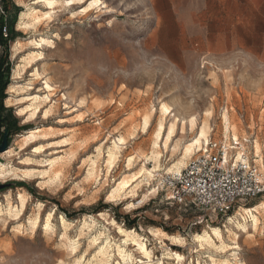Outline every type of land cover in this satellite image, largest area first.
<instances>
[{
	"label": "rangeland",
	"instance_id": "1",
	"mask_svg": "<svg viewBox=\"0 0 264 264\" xmlns=\"http://www.w3.org/2000/svg\"><path fill=\"white\" fill-rule=\"evenodd\" d=\"M52 1L13 0L21 10L4 104L24 128L0 153V264H119L118 246L129 264H264V217L256 228L234 223L240 206L260 202L220 217L176 204L167 184L174 164L194 154L182 157L183 147L203 124L208 139L236 134L264 169V0ZM162 105L170 111L163 138L174 117L185 124L166 148L160 141L156 163L148 156ZM141 167L151 176L107 198ZM19 193L26 202L16 217ZM125 214L139 219L131 232ZM206 234L212 241L201 240Z\"/></svg>",
	"mask_w": 264,
	"mask_h": 264
},
{
	"label": "built area",
	"instance_id": "2",
	"mask_svg": "<svg viewBox=\"0 0 264 264\" xmlns=\"http://www.w3.org/2000/svg\"><path fill=\"white\" fill-rule=\"evenodd\" d=\"M256 162L245 141L209 138L180 172L168 176L170 199L220 217L240 203L264 201V169Z\"/></svg>",
	"mask_w": 264,
	"mask_h": 264
},
{
	"label": "bare ground",
	"instance_id": "3",
	"mask_svg": "<svg viewBox=\"0 0 264 264\" xmlns=\"http://www.w3.org/2000/svg\"><path fill=\"white\" fill-rule=\"evenodd\" d=\"M81 1V0H80ZM83 1V0H82ZM40 2H46V4L50 7H53V5L55 4V1H52V0H40ZM65 2V1H64ZM69 2V1H68ZM75 2V1H74ZM67 4V3H65ZM68 5L72 6L73 5V1L71 3H68ZM93 8V7H92ZM90 9V8H89ZM91 10V9H90ZM88 11V9H87ZM83 12V11H82ZM83 14V13H82ZM81 14V15H82ZM47 16L50 17V12L47 11ZM35 20V19H34ZM33 57V56H32ZM47 85V88H50V85L46 84ZM44 97V96H43ZM48 97V95H47ZM28 98V97H27ZM31 100L33 99V101H36L37 100V96H33L32 98H30ZM48 99V98H47ZM46 100V99H45ZM32 102V101H31ZM34 103V102H33ZM36 110V108H35ZM35 111H33V114H34ZM161 112H162V118L161 120H158L157 124H156V127H155V130L153 132V141H152V151L150 152V155L148 156V158H152L156 163H158V159H159V156L161 155V151L159 150L160 149V141L163 139V146L164 148H166L167 144L170 142L171 138L174 136L175 134V131H176V127H177V123H181V128L183 129V126L185 124V121L183 119H180L179 117H174V119L169 122L167 128H166V133H165V138H163V131H164V123H163V120L164 118L170 113L169 109L167 106L165 105H162L161 106ZM30 114V113H29ZM32 114V115H33ZM35 115V114H34ZM32 117V116H31ZM229 117V116H228ZM144 118V117H143ZM224 119L227 121V115L224 114ZM195 120L196 118L195 117H192L190 118V120L188 121L190 124L189 126L191 128H193L195 126ZM225 122V121H224ZM229 122V121H228ZM227 122V123H228ZM226 124V123H225ZM229 124V123H228ZM149 125V121H148V118L147 116L144 118L143 120V125H142V128L143 130H146V128L148 127ZM38 130H33L31 131L28 135H24L23 139H24V142L25 143H28L29 141L35 139L37 136L35 135V132L37 133ZM208 128L203 124L199 131L197 132V134L191 138V140L186 143L183 147V156L182 157H188L190 156L191 154L195 153L196 151L200 150L201 147L203 146L204 142H206L208 140ZM226 132V131H225ZM203 133V135H201ZM234 136H236V134H233ZM118 141H120V144L123 142V140L121 139H118ZM151 146V145H150ZM256 147V151L258 152L259 150V147L258 145L255 146ZM40 148V146H39ZM117 148L118 147V143L116 141H114L113 143V147L112 149H110L109 151V154H108V163L109 164H112L113 161L116 159V156H117ZM55 158V157H54ZM147 158V157H146ZM63 161V160H62ZM131 160L129 159L128 162H130ZM261 161V160H260ZM128 165V163H127ZM130 165V164H129ZM159 165V164H158ZM184 161L183 159L178 161L177 163L174 164V173H178L182 170V168L184 167ZM57 167V159H51L50 161V171H52V174H53V179H57L59 178V175H60V171L59 169L57 170L56 169ZM10 170V169H9ZM13 170V169H12ZM156 170V169H155ZM153 172V169L152 170H149L145 167H141L140 171L137 173L138 175L136 176V174H133L131 175V177L129 178H122L117 184L116 186H114L111 191L109 192V194L107 195L108 199L111 200V199H115V197L119 196V194L123 191H125V189L129 188L130 185H131V182H134L136 181L137 178H139L140 176H143L146 177V176H151ZM27 175H31V171L29 170L27 173ZM98 176V175H97ZM147 184V183H146ZM126 185V186H125ZM134 189V188H133ZM134 190H129L128 191V194L129 193H133ZM25 194V193H23ZM22 193H19L18 194V200H19V207H15V216L18 214V213H21L23 207L25 206V202H26V197L25 195H23ZM39 206V205H38ZM40 208V207H39ZM239 210H242V212H238L236 213V215H238L241 219V221H236L234 222L235 223V226L237 227H245L246 226V221H249L251 222L253 228H256L259 224V221H260V217L263 216L264 217V201H261L259 204H256L255 206L253 207H242L240 206L239 207ZM261 210L263 212H261ZM17 217V216H16ZM249 218V220H248ZM231 219V218H230ZM232 220V219H231ZM230 220V221H231ZM120 229V228H119ZM245 229V228H244ZM132 229H129V232H131ZM160 230V229H159ZM158 230V231H159ZM119 231H121L122 233H126L127 230H123V229H120ZM212 231H213V234H215L218 238H221V233H220V229L215 227V228H212ZM230 232V230H228ZM162 234H165L164 231H161ZM127 234V233H126ZM132 234V233H131ZM129 237V235H127ZM134 236V235H133ZM161 236V235H160ZM201 237V240L203 239L204 241L206 242H210L212 241L211 240V237L206 234L205 236H200ZM132 239V238H131ZM135 242V240H134ZM137 242V241H136ZM222 242V241H221ZM137 244L139 245V247L141 248V251H143L144 255H146L147 257H149V253L147 252L146 248H145V245L141 244L140 242H137ZM117 251H118V254L121 256L122 258V263H119V264H129L128 261H126L128 258L131 257V254L129 253H126L125 252V249H120L119 246L117 247ZM140 251V250H139ZM102 254H106L107 253V248H103L101 249L100 251ZM174 255L175 257L178 259V260H181L182 259V254L178 253L177 251L174 252ZM179 257V258H178ZM130 260V259H128ZM143 263V262H141Z\"/></svg>",
	"mask_w": 264,
	"mask_h": 264
},
{
	"label": "trees",
	"instance_id": "4",
	"mask_svg": "<svg viewBox=\"0 0 264 264\" xmlns=\"http://www.w3.org/2000/svg\"><path fill=\"white\" fill-rule=\"evenodd\" d=\"M20 10V7L16 6L13 0H0V142L3 134L6 133L8 143L14 134L19 133L24 128L19 125V119L14 114L13 109L4 104V100L7 97L6 89L10 83V73L13 67L9 58V49L10 44L18 35L14 27ZM30 192L34 193L35 191L30 190ZM101 204L99 202L97 205L92 206V208H96V206ZM176 204L195 208V205L189 202ZM103 208H106V205H103ZM123 218L124 224L129 229L137 227L139 221L137 217L130 218L129 215L125 214ZM161 227L166 232H172L171 229L163 225Z\"/></svg>",
	"mask_w": 264,
	"mask_h": 264
},
{
	"label": "water",
	"instance_id": "5",
	"mask_svg": "<svg viewBox=\"0 0 264 264\" xmlns=\"http://www.w3.org/2000/svg\"><path fill=\"white\" fill-rule=\"evenodd\" d=\"M8 146V140H7V134L4 133L2 140L0 142V153L7 149ZM6 184H0V189L4 188Z\"/></svg>",
	"mask_w": 264,
	"mask_h": 264
},
{
	"label": "snow or ice",
	"instance_id": "6",
	"mask_svg": "<svg viewBox=\"0 0 264 264\" xmlns=\"http://www.w3.org/2000/svg\"><path fill=\"white\" fill-rule=\"evenodd\" d=\"M72 0H69V3H71ZM100 3V0H94V3L92 5H90V7H94L95 5L99 4ZM83 11H87V9H83ZM45 87H47V85H45ZM23 115V113L21 114ZM48 113L45 112V116L47 117ZM203 135V133L201 134ZM43 149L42 148H37L35 149V151L39 152V151H42ZM237 159H241L240 157H237ZM126 186V185H125ZM129 207H132V205H129ZM45 227L47 228L48 226L45 225ZM50 230V229H49ZM179 258V257H178Z\"/></svg>",
	"mask_w": 264,
	"mask_h": 264
}]
</instances>
